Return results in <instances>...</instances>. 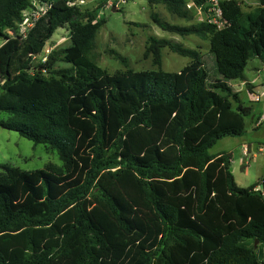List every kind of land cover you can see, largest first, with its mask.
Listing matches in <instances>:
<instances>
[{
    "label": "trees",
    "instance_id": "16d2710c",
    "mask_svg": "<svg viewBox=\"0 0 264 264\" xmlns=\"http://www.w3.org/2000/svg\"><path fill=\"white\" fill-rule=\"evenodd\" d=\"M38 1L47 9L21 35L33 0H0L8 45L0 48V126L56 150L62 164L3 166L0 264H264V191L237 183L230 152H210L243 135L253 113L228 81L244 79L252 57L264 59V0L250 13L221 0L223 27L171 24L151 12L164 30L209 40L214 80L197 49L155 36L146 51L155 64L163 47L191 62L110 74L92 56L105 20L72 0ZM148 2L194 17L187 0ZM66 24L71 43L32 71L33 56Z\"/></svg>",
    "mask_w": 264,
    "mask_h": 264
},
{
    "label": "rangeland",
    "instance_id": "374dc122",
    "mask_svg": "<svg viewBox=\"0 0 264 264\" xmlns=\"http://www.w3.org/2000/svg\"><path fill=\"white\" fill-rule=\"evenodd\" d=\"M72 1L83 12H95L97 20H105V23L97 33L92 56L95 62L108 73L160 68L165 71H180L191 62V58L188 56L174 52L169 47H163L161 49L162 64H155L154 56L152 54L146 55L150 44V36H155L158 38H168L187 47L197 49L201 54L209 76L212 77L211 79L214 80L215 78L213 77L219 76L216 71L215 56L210 51L208 39H203L197 35L182 36L175 32L164 30L151 17V12L155 11L163 20L171 24L189 25L206 19L204 11L193 7L194 17L186 19L169 12L163 4L151 6L148 0ZM239 2L246 13L254 12L260 7L259 0H239ZM113 7L115 10H113ZM46 9V3L33 0L32 7L23 12L24 19L19 25V33L25 35L36 18L43 15ZM6 43L7 39L0 37V48H7L8 45ZM70 43L71 31L69 25L66 24L54 32L41 53L33 56L32 61L34 65L32 66V71L35 70L38 63L47 59L50 52L66 47ZM3 59V54H0V66L3 64ZM70 65V63L65 61H58L56 68ZM263 70L264 59L262 60L254 56L248 61L244 74L249 80L255 78L263 79ZM242 81L241 78H238L229 80L228 82L233 90L237 89L240 91L244 104L252 107L253 113L245 116L246 131L241 137L233 135L222 138L210 149V152L216 154L229 150L232 154L231 168L237 183L242 187L258 183L260 184V188L264 190V127H258V131L252 127V121L253 123H258L259 118L256 117L257 114L264 112V102L251 100L246 88L249 87L248 83H245V87ZM258 90H261V88L259 87ZM0 118H5V115L0 114ZM244 145H248L249 147L247 155L244 154ZM48 164H62L56 150H50L44 143L36 144L21 135L18 131L0 126V172L3 170L4 165L20 167L24 170H34L45 168ZM259 245L260 243L258 242L257 246Z\"/></svg>",
    "mask_w": 264,
    "mask_h": 264
},
{
    "label": "built area",
    "instance_id": "2783aa9c",
    "mask_svg": "<svg viewBox=\"0 0 264 264\" xmlns=\"http://www.w3.org/2000/svg\"><path fill=\"white\" fill-rule=\"evenodd\" d=\"M186 5L189 9H192L194 7L200 11H204L206 18L204 20H207L209 23L215 24L217 27H223L225 25L221 0H201L200 3H198L197 0H187ZM263 75H264V70H263ZM250 96L251 99L256 102L264 98V85L262 86L261 90H257V91L251 90ZM263 121H264V115H261L258 120V124H261ZM248 152H249L248 148L245 147L244 154L247 155ZM257 189L264 191L262 188H260V186Z\"/></svg>",
    "mask_w": 264,
    "mask_h": 264
},
{
    "label": "crops",
    "instance_id": "0c3cea01",
    "mask_svg": "<svg viewBox=\"0 0 264 264\" xmlns=\"http://www.w3.org/2000/svg\"><path fill=\"white\" fill-rule=\"evenodd\" d=\"M245 75V74H244ZM260 78V77H259ZM243 81H242V84L243 85H245V83H248V86L249 87H246V85H245V87L247 88V92H248V94H249V97H250V99H251V96H250V90H252V91H257L258 90V88L260 87V88H262V86L264 85V78L263 79H257V78H255V79H253V80H249L248 78H246L245 76H244V79H242ZM250 89V90H249ZM234 91H236V92H239V94H240V91H238L237 89L236 90H234ZM241 97V96H240ZM252 100V99H251ZM258 102H264V98H262L260 101H258ZM261 115H264V112H262V113H260ZM258 115H259V113L257 114V116L256 117H258ZM253 117V116H252ZM260 118V117H259ZM259 120V119H258ZM252 127L256 130V131H258L259 130V128H261V127H264V121L261 123V125H259L257 122H254L253 123V121H252ZM259 125V126H258ZM259 127V128H258ZM242 136V135H241ZM240 136V137H241ZM221 140V139H220ZM263 143H264V140H263ZM259 145V144H258ZM244 148L246 147V148H248V151H249V147H248V145H244L243 146ZM259 148H260V146H259ZM222 152V151H221ZM227 152H230L229 150L227 151ZM232 152V151H231ZM218 153H220V152H218ZM217 154V153H216Z\"/></svg>",
    "mask_w": 264,
    "mask_h": 264
},
{
    "label": "water",
    "instance_id": "95a60500",
    "mask_svg": "<svg viewBox=\"0 0 264 264\" xmlns=\"http://www.w3.org/2000/svg\"><path fill=\"white\" fill-rule=\"evenodd\" d=\"M113 10H115V8L113 7ZM232 170V168H231ZM257 243H258V239L255 240V248L257 247Z\"/></svg>",
    "mask_w": 264,
    "mask_h": 264
}]
</instances>
